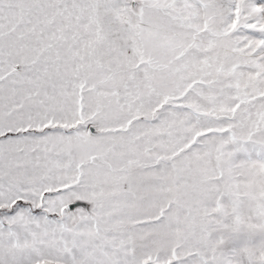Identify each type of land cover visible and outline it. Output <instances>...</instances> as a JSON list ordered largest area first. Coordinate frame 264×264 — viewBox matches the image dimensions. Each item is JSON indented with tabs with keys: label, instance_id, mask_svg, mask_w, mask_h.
<instances>
[{
	"label": "snow or ice",
	"instance_id": "6c2138e0",
	"mask_svg": "<svg viewBox=\"0 0 264 264\" xmlns=\"http://www.w3.org/2000/svg\"><path fill=\"white\" fill-rule=\"evenodd\" d=\"M0 264H264V0H0Z\"/></svg>",
	"mask_w": 264,
	"mask_h": 264
}]
</instances>
